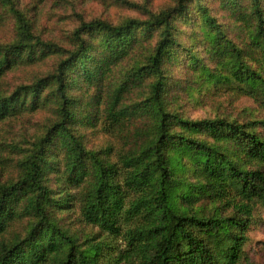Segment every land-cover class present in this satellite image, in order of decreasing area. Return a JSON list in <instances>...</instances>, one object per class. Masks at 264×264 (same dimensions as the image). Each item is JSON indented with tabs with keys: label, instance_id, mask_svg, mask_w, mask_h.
I'll return each mask as SVG.
<instances>
[{
	"label": "trees",
	"instance_id": "16d2710c",
	"mask_svg": "<svg viewBox=\"0 0 264 264\" xmlns=\"http://www.w3.org/2000/svg\"><path fill=\"white\" fill-rule=\"evenodd\" d=\"M263 2L239 10L238 0H222L247 36L241 46L200 0H174L119 25L78 16L66 50L35 35L14 0H0L18 25L17 39L0 44V80L58 58L46 78L10 95L0 90V123L49 106L59 114L17 180L0 183V264H239L253 213L264 207V137L254 131L261 122L191 120L175 109H184L182 95L222 88L264 107ZM184 17L201 19L194 40L215 61L190 51L174 80ZM75 109L118 142L107 157L70 130ZM73 207L107 238L80 246L57 219ZM19 223L23 235L13 232Z\"/></svg>",
	"mask_w": 264,
	"mask_h": 264
},
{
	"label": "rangeland",
	"instance_id": "374dc122",
	"mask_svg": "<svg viewBox=\"0 0 264 264\" xmlns=\"http://www.w3.org/2000/svg\"><path fill=\"white\" fill-rule=\"evenodd\" d=\"M17 9L27 19L33 33L43 41L53 43L63 49H69L72 31L76 28L78 16L86 20L102 19L113 25H119L130 18L146 19L147 14H157L169 7L174 0H14ZM207 6L208 12L222 25L227 39L241 46L247 39L245 33L238 29L239 24L233 16L232 9L223 8L222 0H200ZM239 10H247L248 0H238ZM193 7V4L191 5ZM264 9V2H263ZM0 11V44H11L17 39V21L11 13ZM242 12V11H239ZM147 13V14H146ZM178 22V36L185 48L177 55L176 67L171 69L172 78L178 80L185 72L184 64L190 51L196 52L206 64H213L214 58L204 53V45L194 40L196 31L202 26L201 19L187 17ZM237 28V29H236ZM156 38V36H155ZM154 38V39H155ZM222 44V43H218ZM58 62L55 56L47 58L37 66H23L8 73L0 80V90L10 95L17 87L44 79L50 75ZM188 91V90H187ZM190 91V90H189ZM194 99L189 100L182 95L179 102L184 109H175L191 120L226 118L240 123L261 122L254 131L264 137V107L249 100L250 98L227 89L215 91L198 90ZM49 93V90L45 94ZM201 93H205L204 96ZM92 94V93H91ZM90 93L88 95H91ZM196 94V93H193ZM77 95V94H75ZM78 111V120L70 130L83 143L86 150L98 153L102 158L108 156L109 147L116 149L118 142L105 135L100 125L90 120L85 109ZM59 114L54 106L37 109L34 112H24L16 118L0 123V183L16 181L20 172V163L29 154L34 144L41 140L49 128L58 121ZM49 188L56 189L55 173H49ZM62 228L78 239L80 246L84 239L94 238L95 241L107 238L85 224L79 211L73 207L71 211L57 214ZM25 226L22 223L13 228L15 234L23 235ZM94 242V243H96ZM239 264H264V207L259 206L253 213L247 233V241L242 249Z\"/></svg>",
	"mask_w": 264,
	"mask_h": 264
}]
</instances>
